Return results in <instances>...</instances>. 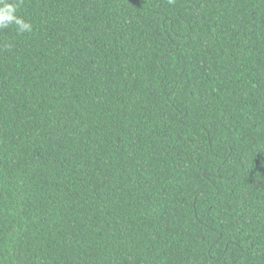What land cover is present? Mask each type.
<instances>
[{"label": "trees", "instance_id": "obj_1", "mask_svg": "<svg viewBox=\"0 0 264 264\" xmlns=\"http://www.w3.org/2000/svg\"><path fill=\"white\" fill-rule=\"evenodd\" d=\"M16 2L0 264H264V0Z\"/></svg>", "mask_w": 264, "mask_h": 264}, {"label": "clouds", "instance_id": "obj_2", "mask_svg": "<svg viewBox=\"0 0 264 264\" xmlns=\"http://www.w3.org/2000/svg\"><path fill=\"white\" fill-rule=\"evenodd\" d=\"M172 3V0H169ZM18 3L16 0H0V31L14 26L17 34L31 33L33 30L32 23L19 16ZM10 47V45H6Z\"/></svg>", "mask_w": 264, "mask_h": 264}]
</instances>
